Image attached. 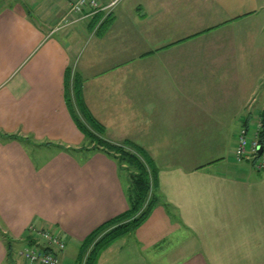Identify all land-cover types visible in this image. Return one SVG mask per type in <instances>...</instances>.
I'll list each match as a JSON object with an SVG mask.
<instances>
[{"label": "crops", "instance_id": "obj_1", "mask_svg": "<svg viewBox=\"0 0 264 264\" xmlns=\"http://www.w3.org/2000/svg\"><path fill=\"white\" fill-rule=\"evenodd\" d=\"M69 2L0 0V264H29L32 225L78 246L60 254L76 264L130 207L132 170L68 109L69 68L106 139L159 169L152 215L97 264H264V169L234 155L264 113V0H121L90 37L61 27Z\"/></svg>", "mask_w": 264, "mask_h": 264}, {"label": "trees", "instance_id": "obj_2", "mask_svg": "<svg viewBox=\"0 0 264 264\" xmlns=\"http://www.w3.org/2000/svg\"><path fill=\"white\" fill-rule=\"evenodd\" d=\"M112 22V13L97 12L89 27H97V34L103 35ZM66 100L76 125L90 146L112 152L120 163H126L132 170L129 209L99 225L81 243L76 264H97L105 249L137 230L152 215L160 200L157 193L159 169L143 146L130 139L116 144L105 138L106 126L94 116L86 102L84 78L78 72L74 73L72 68L66 73ZM261 116L264 126V113ZM28 242H33V239L27 236Z\"/></svg>", "mask_w": 264, "mask_h": 264}, {"label": "built area", "instance_id": "obj_3", "mask_svg": "<svg viewBox=\"0 0 264 264\" xmlns=\"http://www.w3.org/2000/svg\"><path fill=\"white\" fill-rule=\"evenodd\" d=\"M118 1L111 0L109 3L104 4L103 0H70L64 26L85 20L100 10L112 7ZM260 147L262 148L261 151ZM235 158L237 161L250 163L255 170L264 169V126L262 116L259 117L254 131L250 132L247 127L240 130ZM27 236L33 239V242H28L24 246L21 255L29 264H60V254L66 248V238L64 236L48 228L34 225L28 228Z\"/></svg>", "mask_w": 264, "mask_h": 264}, {"label": "rangeland", "instance_id": "obj_4", "mask_svg": "<svg viewBox=\"0 0 264 264\" xmlns=\"http://www.w3.org/2000/svg\"><path fill=\"white\" fill-rule=\"evenodd\" d=\"M119 1H121V0H119ZM118 1V2H119ZM117 2V3H118ZM117 3H115V5H113L112 7H107V8H105V10H100V11H98V12H105L107 15L108 14H110V13H112L111 11H112V9L116 6V4ZM96 14V13H95ZM94 14V15H95ZM94 15H92V16H94ZM92 16L91 17H88L87 19H85V20H82V21H80V22H78V23H74L73 25H74V27H80V28H84L85 30H86V33H85V35H87V34H89L87 37H90V35H91V32L89 31V30H92L93 31V34L95 33V34H97V27H94V30L93 29H91L89 26V24H90V22H91V19H92ZM66 18V17H65ZM64 18V19H65ZM64 23H65V21L63 20V23H62V26L61 27H66V26H64ZM70 26V25H69ZM73 27V26H72ZM90 28V29H89ZM96 29V30H95ZM74 72V71H73ZM105 138H106V135H105ZM87 139V138H86ZM87 141L89 142V140L87 139ZM90 143V142H89ZM121 143H123V142H121ZM89 145H91V144H89ZM236 150V149H235ZM235 155V154H234ZM236 159V158H235ZM126 164V163H125ZM258 171V170H257ZM261 171V170H260ZM66 247H67V242H66ZM78 247V246H77ZM75 245H73V244H69L68 245V247H67V251L69 250V252H71V253H74V251H75V248H77ZM66 249V248H65ZM77 250V249H76ZM26 261V260H25ZM27 262V261H26ZM68 263H70V262H67L66 264H68ZM60 264H61V262H60Z\"/></svg>", "mask_w": 264, "mask_h": 264}, {"label": "water", "instance_id": "obj_5", "mask_svg": "<svg viewBox=\"0 0 264 264\" xmlns=\"http://www.w3.org/2000/svg\"><path fill=\"white\" fill-rule=\"evenodd\" d=\"M261 149H262V148L260 147V151H261ZM41 247H42L43 249H45V247H43V246H41Z\"/></svg>", "mask_w": 264, "mask_h": 264}]
</instances>
